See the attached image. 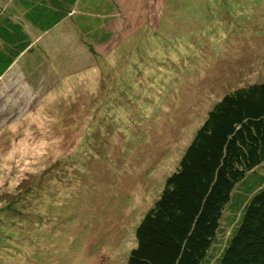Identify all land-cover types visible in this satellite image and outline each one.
<instances>
[{
    "label": "rangeland",
    "instance_id": "rangeland-1",
    "mask_svg": "<svg viewBox=\"0 0 264 264\" xmlns=\"http://www.w3.org/2000/svg\"><path fill=\"white\" fill-rule=\"evenodd\" d=\"M163 1L119 0L93 52L58 27L42 70L0 77V264H127L208 110L264 81V0Z\"/></svg>",
    "mask_w": 264,
    "mask_h": 264
},
{
    "label": "trees",
    "instance_id": "trees-1",
    "mask_svg": "<svg viewBox=\"0 0 264 264\" xmlns=\"http://www.w3.org/2000/svg\"><path fill=\"white\" fill-rule=\"evenodd\" d=\"M118 1L0 0V77L23 56L42 70L34 36L58 27L93 52L112 35ZM135 238L127 264H264V81L208 110Z\"/></svg>",
    "mask_w": 264,
    "mask_h": 264
},
{
    "label": "crops",
    "instance_id": "crops-1",
    "mask_svg": "<svg viewBox=\"0 0 264 264\" xmlns=\"http://www.w3.org/2000/svg\"><path fill=\"white\" fill-rule=\"evenodd\" d=\"M57 29H58V28H57ZM34 37H35V40H36V41H34L35 43H36V42H40V41H44V42H48V43H49V42H51V39H52V38L49 37V36H46V37H45V36H43V35H41V34H35ZM9 69H10V68H9ZM9 69H8V70H9ZM8 70H7V72H8ZM7 72H6V73H7Z\"/></svg>",
    "mask_w": 264,
    "mask_h": 264
},
{
    "label": "bare ground",
    "instance_id": "bare-ground-1",
    "mask_svg": "<svg viewBox=\"0 0 264 264\" xmlns=\"http://www.w3.org/2000/svg\"><path fill=\"white\" fill-rule=\"evenodd\" d=\"M189 28V27H188ZM190 34H193V33H190ZM163 38V37H162ZM186 39V38H185ZM177 43H179V42H177ZM190 48V47H189ZM71 85V84H70ZM74 86V85H73ZM39 111V110H38ZM41 113V112H40Z\"/></svg>",
    "mask_w": 264,
    "mask_h": 264
}]
</instances>
